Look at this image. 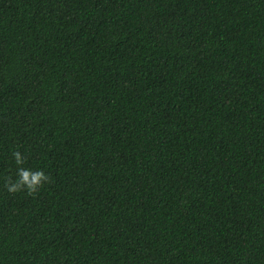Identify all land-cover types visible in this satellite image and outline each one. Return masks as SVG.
Segmentation results:
<instances>
[{"label":"trees","instance_id":"obj_1","mask_svg":"<svg viewBox=\"0 0 264 264\" xmlns=\"http://www.w3.org/2000/svg\"><path fill=\"white\" fill-rule=\"evenodd\" d=\"M0 264H264V0H0Z\"/></svg>","mask_w":264,"mask_h":264},{"label":"clouds","instance_id":"obj_2","mask_svg":"<svg viewBox=\"0 0 264 264\" xmlns=\"http://www.w3.org/2000/svg\"><path fill=\"white\" fill-rule=\"evenodd\" d=\"M14 156L16 163L21 164L23 161L21 153L17 151L14 153ZM18 175L19 180L8 185V190L10 192L18 190L20 186L26 187L27 190L31 192L38 184L47 179L43 170L32 171L26 168H19Z\"/></svg>","mask_w":264,"mask_h":264}]
</instances>
